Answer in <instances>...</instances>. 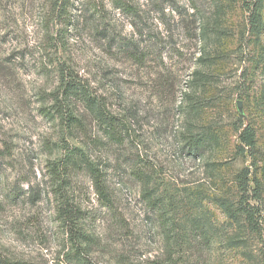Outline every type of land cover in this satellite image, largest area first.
I'll return each mask as SVG.
<instances>
[{
	"label": "rangeland",
	"instance_id": "obj_1",
	"mask_svg": "<svg viewBox=\"0 0 264 264\" xmlns=\"http://www.w3.org/2000/svg\"><path fill=\"white\" fill-rule=\"evenodd\" d=\"M124 1L138 15L90 0L86 19L65 27L51 22L54 0H0V255L10 264H264L260 235L233 216L245 170L264 197V5L253 36L242 0ZM138 43L145 65L121 53ZM63 75L109 111H129L135 130L133 144L90 150L107 166L112 208L87 158L70 169V199L90 215L83 251L57 220L48 175L82 146L41 112ZM248 125L255 157L241 150ZM134 160L154 169L155 209L131 175Z\"/></svg>",
	"mask_w": 264,
	"mask_h": 264
},
{
	"label": "trees",
	"instance_id": "obj_2",
	"mask_svg": "<svg viewBox=\"0 0 264 264\" xmlns=\"http://www.w3.org/2000/svg\"><path fill=\"white\" fill-rule=\"evenodd\" d=\"M53 1V0H52ZM52 7L51 22L59 20L65 27L74 24V20L86 19L91 3L90 0H54ZM249 11L250 33L253 36L260 35L263 29L262 8L264 0H242ZM117 9L131 15H138L134 5L124 0H115ZM76 13V14H75ZM138 44H127L121 47L122 55L133 61L135 64L145 65L148 62L149 54ZM53 96L51 108H42L44 117L50 121H60L63 128L69 135L81 138V147H72L65 157L49 163L48 175L55 186L53 194L56 201L57 220L67 230L70 240L77 247V251H83L82 245L86 242L82 223L90 219L89 213L80 205H75L70 199L68 186L70 184L71 171L79 165V160L88 162V173L90 175L95 193L98 196L103 208L110 209L113 205V192L109 183L107 166L104 163L96 164L90 158L91 149L108 150L114 147H125L134 141L133 116L129 111L113 113L109 111L101 99L90 93L86 88L77 86L72 80L67 81L63 75V81ZM77 103V104H76ZM80 107L84 110L80 111ZM91 120L98 124L99 132L94 137L88 133V124ZM241 150L251 157L256 156L257 133L253 125H248L240 136ZM197 142L195 141L196 148ZM88 153V154H87ZM257 159V158H256ZM255 159V167H257ZM131 168L132 177L144 187L143 200L148 207L155 209L156 204L152 198L150 186L154 177V169L151 166H140L134 160ZM258 168V167H257ZM251 171L243 172L244 178L238 183L239 198L236 205H233V216L242 220L246 231L258 234L261 237V256L264 258V197L261 190V181L257 176L250 180ZM254 184V188L250 184ZM235 209V210H234ZM0 264H10V261L0 255ZM154 264H165L158 261Z\"/></svg>",
	"mask_w": 264,
	"mask_h": 264
},
{
	"label": "water",
	"instance_id": "obj_3",
	"mask_svg": "<svg viewBox=\"0 0 264 264\" xmlns=\"http://www.w3.org/2000/svg\"><path fill=\"white\" fill-rule=\"evenodd\" d=\"M239 106H240V104H239ZM239 108L241 109V106Z\"/></svg>",
	"mask_w": 264,
	"mask_h": 264
}]
</instances>
